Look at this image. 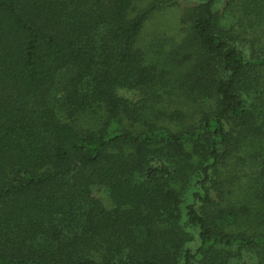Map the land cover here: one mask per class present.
Returning <instances> with one entry per match:
<instances>
[{"label": "trees", "instance_id": "trees-1", "mask_svg": "<svg viewBox=\"0 0 264 264\" xmlns=\"http://www.w3.org/2000/svg\"><path fill=\"white\" fill-rule=\"evenodd\" d=\"M136 1L0 0V264H264V0Z\"/></svg>", "mask_w": 264, "mask_h": 264}, {"label": "rangeland", "instance_id": "rangeland-1", "mask_svg": "<svg viewBox=\"0 0 264 264\" xmlns=\"http://www.w3.org/2000/svg\"><path fill=\"white\" fill-rule=\"evenodd\" d=\"M154 0H137L138 7H144L149 2ZM200 0H178V2L167 3L157 9L152 16L145 23L140 36L139 43L147 44L155 34L168 33L170 36H175L179 31V21L183 8L189 4L199 2ZM171 2V1H170ZM128 95H132L133 92H125ZM94 194L101 198L107 206L111 205L107 192L101 187H94ZM248 258V257H247ZM249 261V260H248Z\"/></svg>", "mask_w": 264, "mask_h": 264}]
</instances>
